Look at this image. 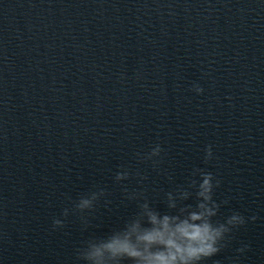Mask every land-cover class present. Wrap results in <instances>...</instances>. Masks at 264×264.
Masks as SVG:
<instances>
[{
	"label": "water",
	"instance_id": "obj_1",
	"mask_svg": "<svg viewBox=\"0 0 264 264\" xmlns=\"http://www.w3.org/2000/svg\"><path fill=\"white\" fill-rule=\"evenodd\" d=\"M263 124V0H0V264H83L138 210L125 190L167 211L193 168L220 181L214 219H246L206 264H255Z\"/></svg>",
	"mask_w": 264,
	"mask_h": 264
},
{
	"label": "clouds",
	"instance_id": "obj_2",
	"mask_svg": "<svg viewBox=\"0 0 264 264\" xmlns=\"http://www.w3.org/2000/svg\"><path fill=\"white\" fill-rule=\"evenodd\" d=\"M199 94L202 89L193 85ZM162 149L159 144L138 158L152 160L153 166L159 161ZM213 159L211 146L204 149L205 162ZM129 172L118 170L114 180H126ZM220 184L213 174L203 168H193L186 185L165 193L167 211L152 206L142 193L126 192V198L137 200L138 210L126 219L122 226L113 229L103 237H91L76 250V257L83 264H206L216 256L229 238V234L246 223L245 217L233 211L222 221L214 219L220 205L214 199V189ZM104 189L91 191L81 196L74 205L80 212L91 211ZM192 199L194 203H184ZM226 203V201L224 202ZM65 208L62 215L67 216ZM86 224V218L82 217ZM248 220H255L250 216ZM53 228L63 227V221L54 218ZM249 246L243 244L236 249L243 253ZM218 264V262H214Z\"/></svg>",
	"mask_w": 264,
	"mask_h": 264
}]
</instances>
